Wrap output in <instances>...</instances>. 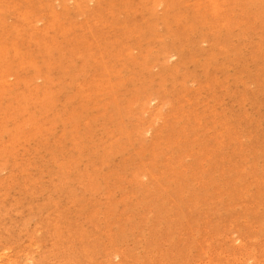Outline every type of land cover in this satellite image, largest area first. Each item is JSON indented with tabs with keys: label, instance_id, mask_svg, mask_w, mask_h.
Listing matches in <instances>:
<instances>
[{
	"label": "rangeland",
	"instance_id": "obj_1",
	"mask_svg": "<svg viewBox=\"0 0 264 264\" xmlns=\"http://www.w3.org/2000/svg\"><path fill=\"white\" fill-rule=\"evenodd\" d=\"M0 264H264V0H0Z\"/></svg>",
	"mask_w": 264,
	"mask_h": 264
}]
</instances>
